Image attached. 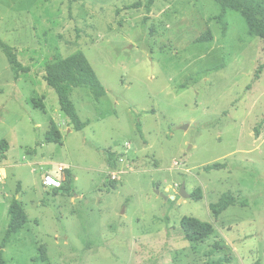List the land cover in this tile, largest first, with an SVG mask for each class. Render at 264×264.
I'll return each mask as SVG.
<instances>
[{
	"label": "rangeland",
	"instance_id": "obj_1",
	"mask_svg": "<svg viewBox=\"0 0 264 264\" xmlns=\"http://www.w3.org/2000/svg\"><path fill=\"white\" fill-rule=\"evenodd\" d=\"M149 1L0 0V39L32 69L16 81L0 49V250L15 199L29 219L7 264H264V40L234 11L224 30L214 0ZM77 53L107 91L74 90L83 131L44 80ZM52 121L63 145L46 142ZM217 163L227 168L205 170ZM47 174L62 187L44 188ZM227 192L239 203L215 217ZM185 217L213 234L187 240Z\"/></svg>",
	"mask_w": 264,
	"mask_h": 264
},
{
	"label": "trees",
	"instance_id": "obj_2",
	"mask_svg": "<svg viewBox=\"0 0 264 264\" xmlns=\"http://www.w3.org/2000/svg\"><path fill=\"white\" fill-rule=\"evenodd\" d=\"M221 7V13L218 19L223 22L224 30L227 24L224 22L228 11H234L242 15L244 18L250 35L264 40V0H214ZM155 0H150L146 5L147 9L153 6ZM141 7V4L133 6ZM212 40L211 32H207L198 39L199 43L210 42ZM0 49L6 55L8 63L14 73V78L18 81L22 74L30 73L31 67L24 65L14 47L0 39ZM264 70V65L259 69V73ZM259 79V78H258ZM44 80L50 88H52L59 98L61 110L69 118L70 123L76 131H83L89 124V121H82L79 112L72 101V94L77 88H87L90 90L94 98L99 101L106 96L107 91L99 79L97 73L93 69L90 61L83 53H77L60 61L50 62L45 70ZM47 143L63 145L62 132L58 125L52 121L49 132L46 136ZM7 141L0 143L1 155L5 156L9 150ZM108 165L111 169L118 167V155L116 153H108ZM225 164H214L205 167V170L220 171L226 169ZM69 182L64 187L72 190V175L68 171ZM116 188L115 183H111ZM202 191L198 189L193 195L194 200H201ZM239 203L238 198L232 193L227 192L221 196L219 201L210 205L215 217H220L224 212ZM10 224L0 250V264H7L4 257V250L14 236H16L28 223V215L22 202L15 199L9 209ZM181 228L185 238L189 241L203 240L211 236L214 228L210 223L203 222L196 218L185 217L181 222ZM40 258H34V261L47 260V248L44 246L40 250ZM205 264H221L220 261H208Z\"/></svg>",
	"mask_w": 264,
	"mask_h": 264
},
{
	"label": "built area",
	"instance_id": "obj_3",
	"mask_svg": "<svg viewBox=\"0 0 264 264\" xmlns=\"http://www.w3.org/2000/svg\"><path fill=\"white\" fill-rule=\"evenodd\" d=\"M65 169H66L65 165L64 166L61 165L59 167L60 174H62L65 171ZM52 181H55V183H52ZM3 182H4V173H3L2 169L0 168V184H2ZM43 184L46 187L57 189V188L62 187L63 181H62V179L57 178L51 174H47L44 178Z\"/></svg>",
	"mask_w": 264,
	"mask_h": 264
},
{
	"label": "water",
	"instance_id": "obj_4",
	"mask_svg": "<svg viewBox=\"0 0 264 264\" xmlns=\"http://www.w3.org/2000/svg\"><path fill=\"white\" fill-rule=\"evenodd\" d=\"M158 193H160V192H158ZM180 196L182 198H189L190 197V195L186 192L185 185L182 186V189H181V192H180ZM165 198L168 199L167 197H165Z\"/></svg>",
	"mask_w": 264,
	"mask_h": 264
},
{
	"label": "crops",
	"instance_id": "obj_5",
	"mask_svg": "<svg viewBox=\"0 0 264 264\" xmlns=\"http://www.w3.org/2000/svg\"><path fill=\"white\" fill-rule=\"evenodd\" d=\"M43 187L46 188V189H52V188H50V187H46V186H44V185H43ZM52 190H54V189H52Z\"/></svg>",
	"mask_w": 264,
	"mask_h": 264
},
{
	"label": "snow or ice",
	"instance_id": "obj_6",
	"mask_svg": "<svg viewBox=\"0 0 264 264\" xmlns=\"http://www.w3.org/2000/svg\"><path fill=\"white\" fill-rule=\"evenodd\" d=\"M52 183H55V181H52Z\"/></svg>",
	"mask_w": 264,
	"mask_h": 264
}]
</instances>
